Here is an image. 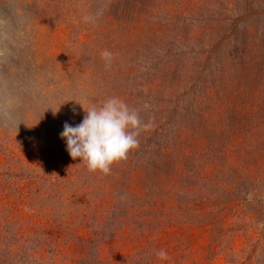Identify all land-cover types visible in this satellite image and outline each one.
<instances>
[{
  "label": "rangeland",
  "instance_id": "rangeland-1",
  "mask_svg": "<svg viewBox=\"0 0 264 264\" xmlns=\"http://www.w3.org/2000/svg\"><path fill=\"white\" fill-rule=\"evenodd\" d=\"M112 97L105 175L60 133ZM0 264H264V0H0Z\"/></svg>",
  "mask_w": 264,
  "mask_h": 264
},
{
  "label": "clouds",
  "instance_id": "clouds-1",
  "mask_svg": "<svg viewBox=\"0 0 264 264\" xmlns=\"http://www.w3.org/2000/svg\"><path fill=\"white\" fill-rule=\"evenodd\" d=\"M83 19L95 22L91 15ZM101 56L110 67L114 53L105 49ZM85 111L86 115L79 124L65 122L60 136L65 140L70 156L86 163L91 172L109 174L114 163L127 159L130 151L139 147L141 132L152 127L151 123L142 121L138 110L130 108L118 97L109 98ZM73 112H76L75 108ZM154 251L160 260L168 259L165 249Z\"/></svg>",
  "mask_w": 264,
  "mask_h": 264
}]
</instances>
